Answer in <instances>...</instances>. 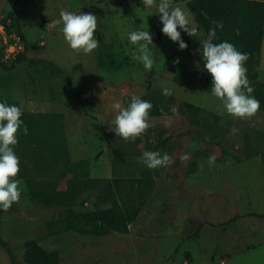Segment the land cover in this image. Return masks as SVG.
Here are the masks:
<instances>
[{
    "label": "rangeland",
    "instance_id": "obj_1",
    "mask_svg": "<svg viewBox=\"0 0 264 264\" xmlns=\"http://www.w3.org/2000/svg\"><path fill=\"white\" fill-rule=\"evenodd\" d=\"M55 1L60 9L96 15L95 38L99 43L106 36L114 41L94 52L103 68V82L96 95L91 91V97H82L83 92H78L76 98L68 92L69 74L80 79L79 74L62 73L54 83L63 95L61 106L66 113L64 166L85 160L83 169L88 178L111 184L114 158L105 141L108 137L112 146L125 153L127 164L118 169V176L142 180L139 190L123 201L117 200V204L124 211L138 209L139 214L125 233L114 231L99 237L83 234L86 228L75 215L113 207L112 199L102 203L90 196L102 185L89 188L78 205L45 206L29 200L20 180L19 202L7 212L0 210V264H25L24 244L29 240L47 252H58V264H189L191 256L192 264H264V218L252 217L253 212L264 214V111L259 109L251 120L221 114L220 101L204 90L206 71L198 49L199 40L207 36L205 31L196 24L202 35L193 38L178 29L188 45L179 50V44L162 33L159 14H154L155 9L151 15L145 11L142 0ZM218 1L173 0V6L192 14ZM138 29L148 30L153 37L150 49L155 64L151 71H145L129 55L134 46L128 34ZM56 44L49 50L56 59L62 63L75 60L71 52L65 55ZM177 59L179 63L174 64ZM82 64L88 67L89 61L84 59ZM10 67L0 66V78L7 79ZM93 69L94 64L90 75ZM257 81L264 84V41ZM164 87L171 88L173 94L162 95ZM132 95L153 99L162 95L172 100L175 112L149 117L150 127L141 137L124 141L111 131L117 114L112 104L119 101L125 106V98ZM186 104L198 111L188 110ZM87 106L96 109L87 111ZM233 127L239 132L231 134ZM144 151L168 153L173 163L148 169L138 160ZM184 155L190 157L186 164L181 162ZM211 156L215 157L214 164L208 162ZM68 170L59 183L72 176L71 167ZM143 170L150 172L144 181L139 174ZM68 210L74 212L69 222ZM204 228L208 233L202 236ZM230 236L239 243L225 249L221 240ZM193 237L198 239L187 241ZM209 237L212 244L206 239Z\"/></svg>",
    "mask_w": 264,
    "mask_h": 264
},
{
    "label": "trees",
    "instance_id": "obj_2",
    "mask_svg": "<svg viewBox=\"0 0 264 264\" xmlns=\"http://www.w3.org/2000/svg\"><path fill=\"white\" fill-rule=\"evenodd\" d=\"M18 2L19 0H15L13 11L6 14L13 17L14 21L19 14ZM192 18L206 34L210 28L214 27L213 21L221 22L223 29H217L218 39H214L213 42L227 41L232 43L238 51L248 54V60L245 63L246 75L250 86L254 88L252 95L259 100L260 109L264 111V84L257 81L258 56L264 41V0H219L212 7L193 10ZM237 30L239 34H237ZM24 53L10 68L23 60ZM0 66L6 69V66L1 63ZM0 90H3L0 92V102L17 106V103L10 97L7 79L0 78ZM204 90L211 94V76L207 72ZM74 94L77 97V94ZM140 98L153 105L149 117L172 114V100L166 99L162 95H157L154 99L148 96ZM130 100L131 97L125 98V107L130 103ZM185 107L194 113L198 111L196 107L189 104H186ZM21 119L23 125L17 134L18 143L15 145L14 151L20 160L17 179L24 182L29 200L45 206L65 205L71 207L83 202L82 194L89 188H93V186L98 188L102 185L96 195L90 196L100 198L102 203H109L112 199L113 207L96 208L92 212L75 215L86 228L82 233L99 237L114 231L127 232L128 225L136 219L139 210L129 208L124 211L117 204V200L123 201L134 191L139 190L142 180L122 179L118 176V169L125 168L127 164L125 153L112 146L110 139L106 137L107 147L114 158L111 184H103L101 180L88 178L87 172L83 169L87 163L85 160L72 163L69 166L72 176L61 184L59 179L67 176L66 171H69V167H65L63 163L66 137L62 114L22 112ZM24 125L28 129L27 135L23 133ZM139 174L144 181L150 172L143 170ZM73 213L72 210L67 211V222ZM257 217L264 218V216ZM23 261L25 264H58L59 254L56 251L47 252L36 241L29 240L24 244Z\"/></svg>",
    "mask_w": 264,
    "mask_h": 264
},
{
    "label": "clouds",
    "instance_id": "obj_3",
    "mask_svg": "<svg viewBox=\"0 0 264 264\" xmlns=\"http://www.w3.org/2000/svg\"><path fill=\"white\" fill-rule=\"evenodd\" d=\"M142 4L150 15L155 9L154 14H159L163 25L162 33L171 41L177 42L179 50L186 49L188 45L182 40L178 29L193 38L202 35L192 14L185 8L173 6V0H142ZM59 15L60 20L54 23L62 24L60 31L72 53L91 55L100 45L94 36L98 27L97 16L64 9H61ZM212 23L214 27L209 29L206 38L199 40L201 47L198 49L203 60V70L211 76V95L220 101L222 115L226 114L235 120H251L259 111L260 102L252 95L254 88L250 86L246 75L248 54L238 51L227 41L214 43V39H218L217 29H223V24L218 21ZM127 38L134 46L129 51L130 58L142 64L145 71H151L155 64L150 49L153 44L152 35L148 30L138 29L131 31ZM173 63L178 64L179 60ZM172 94L171 88L162 89V95L167 97ZM112 108L117 114L111 131L124 141H135L150 127L148 121L153 108L151 102L132 95L126 107L117 101L112 104ZM172 111L175 112V108ZM21 116V108L0 102V210L5 212L14 203H18L21 196V181L17 179L20 160L14 151L18 143L17 134L23 125ZM238 132V128L231 129V134ZM23 133L28 134L26 125L23 126ZM189 159L187 155L181 156L182 163L186 164ZM138 160L148 169L163 168L173 163V158L168 153L162 154L160 151H144ZM208 162L214 164L215 157H209Z\"/></svg>",
    "mask_w": 264,
    "mask_h": 264
},
{
    "label": "crops",
    "instance_id": "obj_4",
    "mask_svg": "<svg viewBox=\"0 0 264 264\" xmlns=\"http://www.w3.org/2000/svg\"><path fill=\"white\" fill-rule=\"evenodd\" d=\"M4 2L5 0H0V15L13 11L15 0H7V4L2 5ZM18 9L19 14L15 23L23 33L27 48L23 60L8 69L5 74V77L9 74L7 80L11 99L17 103V107L21 108L22 112L59 113L62 114L65 120L66 113L61 106L63 95L58 93L59 89L54 84L56 80L62 76V73L79 74L81 75L80 79L78 76L72 78L69 74L71 84H69L68 92L70 90L72 95L83 92L82 97H91V91L96 95L95 90L101 88L103 68L97 62L95 50L91 55L87 56L72 53L60 31L62 24L54 23L60 20L59 13L63 9H60L59 4L55 0H19ZM79 11L75 9L73 12L78 13ZM56 42L61 46L58 50L65 52V55L71 52L75 60H67L66 63H62V61L56 59L57 56L49 51L51 50L50 48L56 47ZM112 42L114 41L106 36L104 41L99 43L100 45L97 49ZM40 44H43V46H40ZM84 59L89 61L88 67L82 64ZM93 64L94 72L90 75ZM65 67L68 68L66 69ZM76 98H78V95ZM86 103H90V100H87ZM87 107V111L96 109L95 106L94 108ZM257 216H264V214H255L253 212L252 217L256 218ZM207 233L208 230L206 228L201 230L202 236ZM179 239L181 242L182 238ZM193 239L196 241L198 238L193 237L187 241L191 242ZM206 239L212 244L210 237ZM221 243L224 244L225 249H231L239 241L230 236L227 239L224 237ZM192 261L193 257L191 256L189 264H192Z\"/></svg>",
    "mask_w": 264,
    "mask_h": 264
},
{
    "label": "built area",
    "instance_id": "obj_5",
    "mask_svg": "<svg viewBox=\"0 0 264 264\" xmlns=\"http://www.w3.org/2000/svg\"><path fill=\"white\" fill-rule=\"evenodd\" d=\"M43 46V44H40ZM24 36L14 18L0 15V63L12 66L17 58L25 52Z\"/></svg>",
    "mask_w": 264,
    "mask_h": 264
}]
</instances>
